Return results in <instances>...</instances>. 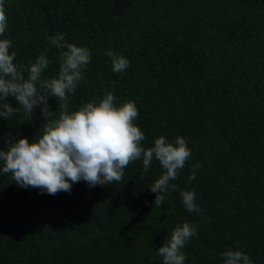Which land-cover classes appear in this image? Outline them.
<instances>
[{
    "label": "trees",
    "instance_id": "trees-1",
    "mask_svg": "<svg viewBox=\"0 0 264 264\" xmlns=\"http://www.w3.org/2000/svg\"><path fill=\"white\" fill-rule=\"evenodd\" d=\"M5 9L0 39L18 66L44 53L42 76L55 77L62 49L48 37L58 33L89 49L70 112L111 91L118 105L135 102L145 147L186 139L191 158L171 183L194 191L201 211L189 213L179 191L154 204L156 160L147 174L136 161L120 182L81 180L55 195L19 186L0 162V264H162L157 249L185 222L197 230L185 264H223L227 249L264 264V0H5ZM108 50L129 60L124 72L112 71ZM48 105L58 118V100ZM44 122L41 108L30 120L22 109L0 117V150L38 139Z\"/></svg>",
    "mask_w": 264,
    "mask_h": 264
},
{
    "label": "clouds",
    "instance_id": "clouds-1",
    "mask_svg": "<svg viewBox=\"0 0 264 264\" xmlns=\"http://www.w3.org/2000/svg\"><path fill=\"white\" fill-rule=\"evenodd\" d=\"M7 25L5 0H0V37L4 36ZM48 40L62 49L58 74L52 78L42 76L50 63L44 53L34 63L18 66L14 63L16 53L9 51L12 41L0 39V117L11 119L22 109L26 120H30L35 110L41 108L45 120L42 134L33 142L27 137L7 141V150H0L2 171L11 173L12 180L21 187L39 188L42 193L55 195L70 192L72 184L81 180L93 188L120 182L126 168L136 161H142L147 174L156 160L163 171L148 187L156 194L154 204L163 207L166 194L179 191L184 208L189 213H200L195 192L171 183L191 158L186 139L177 136L174 142H169L161 135L145 147V133L135 123L139 115L135 102L118 105L111 91L98 102H88L70 112L69 94L85 79L83 70L90 62L91 53L86 47L67 42L63 33L49 36ZM105 55L111 58L114 73L128 68L129 60L118 52L108 50ZM9 96L15 98L19 107L7 102ZM50 97L58 100L61 109L58 118H52ZM199 167L198 163L191 166L189 183L196 178ZM196 234V228L188 222L177 225L157 249L162 264H185L186 256L181 249ZM221 255L223 264H253L239 250L227 249Z\"/></svg>",
    "mask_w": 264,
    "mask_h": 264
}]
</instances>
